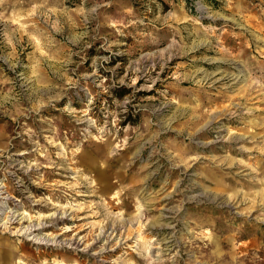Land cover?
Instances as JSON below:
<instances>
[{
	"label": "rangeland",
	"instance_id": "rangeland-1",
	"mask_svg": "<svg viewBox=\"0 0 264 264\" xmlns=\"http://www.w3.org/2000/svg\"><path fill=\"white\" fill-rule=\"evenodd\" d=\"M0 264H264V0H0Z\"/></svg>",
	"mask_w": 264,
	"mask_h": 264
},
{
	"label": "bare ground",
	"instance_id": "bare-ground-1",
	"mask_svg": "<svg viewBox=\"0 0 264 264\" xmlns=\"http://www.w3.org/2000/svg\"><path fill=\"white\" fill-rule=\"evenodd\" d=\"M13 222V221H12ZM42 223L39 221V222H37V224H36V226H35V224H30L29 223V225H27L26 227H24L23 229L22 228H20L19 229V231L20 230H22V232L24 233V234H27V235H30V234H32L33 232H35V230H39L40 228H42V226H44V225H41ZM37 240V239H36ZM35 240V241H36ZM44 240V239H43ZM51 240H53V241H55L53 238L51 239ZM37 242H40V240H38Z\"/></svg>",
	"mask_w": 264,
	"mask_h": 264
}]
</instances>
